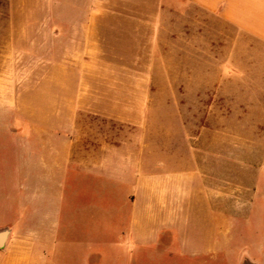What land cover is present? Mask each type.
<instances>
[{"label":"rangeland","instance_id":"obj_1","mask_svg":"<svg viewBox=\"0 0 264 264\" xmlns=\"http://www.w3.org/2000/svg\"><path fill=\"white\" fill-rule=\"evenodd\" d=\"M84 2L0 0V122L16 119L10 135L0 130V225L22 217L27 206L19 200L39 196L51 213L37 248L43 264H264V79H216L227 66L263 74L264 63L244 59L263 62L264 43H236L232 29L220 32L204 15L209 24L198 34L210 46L198 57L209 62H186L185 42L171 46L168 32L155 48L151 31L138 42L119 26L149 25L153 16L103 13L139 10L138 0H98V40L90 41L74 28L85 23ZM228 56L243 60L226 64ZM202 71L211 77L209 96L201 95V80H186L187 72ZM118 107L128 121L120 122ZM43 120L51 130L76 126L84 137H150L163 165L156 173L197 176L204 191L190 194L176 227L139 243L124 232L126 187L109 191L106 181L77 176L72 161L64 176L58 158L47 177L42 143L29 135L30 122ZM43 183L49 190L33 195L30 188ZM7 260L0 252V264Z\"/></svg>","mask_w":264,"mask_h":264},{"label":"crops","instance_id":"obj_2","mask_svg":"<svg viewBox=\"0 0 264 264\" xmlns=\"http://www.w3.org/2000/svg\"><path fill=\"white\" fill-rule=\"evenodd\" d=\"M84 8L80 9V15L85 17V23L79 26L74 25L75 30L88 32L90 41L98 40L99 31V7L98 0H83ZM139 10L132 8L115 11L114 8H106V15L124 16L142 15L153 16V23L149 25L128 23L121 24L124 30L132 29L134 40H144L142 32L149 30L153 33L152 40L154 47H162L167 40L164 33H169L170 45L181 48L179 43L185 42L187 50V61L189 63H208V59H199V49L203 51L209 48L210 39L204 34L199 35L200 28L205 29L208 22L204 15H209L218 21V30L228 33L229 29L234 32V41L250 38L264 43V0H138ZM143 1V2H142ZM153 3V5H152ZM144 6V7H142ZM121 12V13H120ZM102 14V13H101ZM177 16L185 19V23L170 22L166 17ZM108 28H116L117 25H108ZM129 28V29H128ZM131 31V30H130ZM129 40V39H127ZM140 45V44H138ZM240 44H235V46ZM262 62L260 58L248 57L244 60ZM243 60L239 56H228L224 63L235 64ZM218 78L236 81L238 79L254 77L253 79H264V73L259 74L243 73L235 68L227 66L225 72L217 74ZM257 77V78H256ZM213 79V78H212ZM186 80L193 86L194 81L201 80V95L211 94V77L206 71L199 73L187 72ZM198 85V83L196 82ZM215 83L212 84V87ZM234 84V83H233ZM218 87L222 84L218 83ZM231 89V84H223ZM231 87V88H230ZM234 89V88H232ZM231 94V92H226ZM236 94V92H232ZM118 107L116 110L120 122H126L128 114ZM16 120V119H15ZM0 122V130L3 134L10 135L12 122ZM32 127L29 133L35 140V144L42 143L43 169L49 178L50 160L60 161L62 174H69L71 161L74 163L73 172L77 176L85 175L93 179L106 181L107 189L110 186H123L127 188L128 222L124 228L129 238L137 242L151 239L155 240L158 235L166 229H173L181 218L182 210L191 198L190 194L198 190L204 191V186L199 183V177L174 174L156 173L157 166H163L159 157L155 154L152 139L143 135H90L84 137L79 134L77 127L59 126L52 129L48 121L30 122ZM160 156L161 154H157ZM37 158L39 154H36ZM157 160V163L155 162ZM53 161V162H54ZM166 165V164H165ZM202 176V175H201ZM196 182L198 184H196ZM197 185V187H195ZM38 185L30 188L31 193L49 190L48 184L44 187ZM41 203H40V202ZM19 202L26 204V211L21 218L9 224L0 225V233L7 232L4 247L0 252L8 257L5 264H43L40 251L37 248L42 246L45 240V225L51 220L50 205L36 196L35 201L28 203L24 200ZM111 222V221H110ZM112 223V222H111ZM6 225L10 227L4 231Z\"/></svg>","mask_w":264,"mask_h":264},{"label":"water","instance_id":"obj_3","mask_svg":"<svg viewBox=\"0 0 264 264\" xmlns=\"http://www.w3.org/2000/svg\"><path fill=\"white\" fill-rule=\"evenodd\" d=\"M6 236H7V232H1L0 233V248L4 247Z\"/></svg>","mask_w":264,"mask_h":264}]
</instances>
